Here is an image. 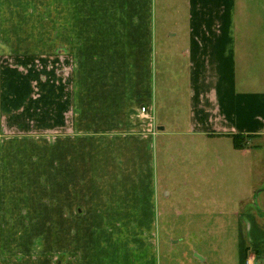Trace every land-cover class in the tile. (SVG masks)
<instances>
[{
    "label": "crops",
    "instance_id": "1",
    "mask_svg": "<svg viewBox=\"0 0 264 264\" xmlns=\"http://www.w3.org/2000/svg\"><path fill=\"white\" fill-rule=\"evenodd\" d=\"M180 4L164 35L165 0H0V264H161L164 72L186 97L182 134L264 137V95L238 87L232 1ZM234 215L239 264H264V203Z\"/></svg>",
    "mask_w": 264,
    "mask_h": 264
},
{
    "label": "rangeland",
    "instance_id": "2",
    "mask_svg": "<svg viewBox=\"0 0 264 264\" xmlns=\"http://www.w3.org/2000/svg\"><path fill=\"white\" fill-rule=\"evenodd\" d=\"M181 1L184 0H165L166 9L162 6L158 12L159 33L178 31L171 17L173 9L168 8L178 6ZM231 1L238 46L239 90L264 95V0ZM183 8L179 19L186 17ZM42 62L40 67L47 61ZM10 64L15 63L7 59V65ZM37 72L45 75L42 68ZM165 76L168 83L163 80ZM159 77L155 115L167 130L160 135L153 128V133L159 136L152 152L162 214L157 246L161 264H239L240 239L234 213L239 214L244 208L261 209L264 203V137L249 139L245 146L247 153L235 149L231 137L212 140L187 137L182 134L186 125L183 111L186 97L174 88L177 76L172 71ZM58 90L62 91L58 87L57 93ZM16 235L19 234L8 233L7 254L16 251L9 249L12 248L9 243L21 239ZM41 237L34 239L38 241L34 244V254L45 250L39 243Z\"/></svg>",
    "mask_w": 264,
    "mask_h": 264
},
{
    "label": "trees",
    "instance_id": "3",
    "mask_svg": "<svg viewBox=\"0 0 264 264\" xmlns=\"http://www.w3.org/2000/svg\"><path fill=\"white\" fill-rule=\"evenodd\" d=\"M232 139H233L235 149L243 150L246 148L245 147V146H247V139L246 138H243L239 135H234V136H232Z\"/></svg>",
    "mask_w": 264,
    "mask_h": 264
},
{
    "label": "built area",
    "instance_id": "4",
    "mask_svg": "<svg viewBox=\"0 0 264 264\" xmlns=\"http://www.w3.org/2000/svg\"><path fill=\"white\" fill-rule=\"evenodd\" d=\"M141 112L143 113V114H145V113H148V109H147V107H143L142 109H141ZM246 264H253L250 260H248L247 262H246Z\"/></svg>",
    "mask_w": 264,
    "mask_h": 264
}]
</instances>
